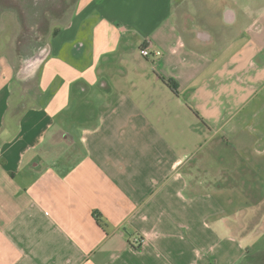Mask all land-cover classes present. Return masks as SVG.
Segmentation results:
<instances>
[{
  "label": "crops",
  "instance_id": "crops-1",
  "mask_svg": "<svg viewBox=\"0 0 264 264\" xmlns=\"http://www.w3.org/2000/svg\"><path fill=\"white\" fill-rule=\"evenodd\" d=\"M232 1L77 0L26 67L0 36V264L259 263L229 204L264 0Z\"/></svg>",
  "mask_w": 264,
  "mask_h": 264
},
{
  "label": "rangeland",
  "instance_id": "rangeland-1",
  "mask_svg": "<svg viewBox=\"0 0 264 264\" xmlns=\"http://www.w3.org/2000/svg\"><path fill=\"white\" fill-rule=\"evenodd\" d=\"M76 1L44 0L34 12L31 0H0V36L5 37L4 50L17 67H26L39 60L49 35L73 15ZM216 2L219 14L224 13L223 7L226 5L234 10L232 0L227 1L228 4H223V0ZM205 6H200L202 13L205 12ZM255 108L263 109L264 105ZM259 119L260 117L252 126L247 124L240 134L234 136L236 149H231L235 156L240 152L244 153V162L240 166L244 180L231 182L230 187L234 195L229 208H239V214L251 224H254L257 215L264 219V117L262 123H259ZM222 136L223 134L220 139ZM229 137L232 138L231 135ZM243 144L248 148L240 149ZM242 188H245L244 195L242 191L238 192ZM246 241L251 254L258 253V264H264V220L258 226H252Z\"/></svg>",
  "mask_w": 264,
  "mask_h": 264
},
{
  "label": "built area",
  "instance_id": "built-area-1",
  "mask_svg": "<svg viewBox=\"0 0 264 264\" xmlns=\"http://www.w3.org/2000/svg\"><path fill=\"white\" fill-rule=\"evenodd\" d=\"M141 53H142V55L143 56H149L150 55V50H149V48H147V47H143V48H141ZM141 238L139 237V236H136L135 238H134V244H136V245H138V244H140L141 243Z\"/></svg>",
  "mask_w": 264,
  "mask_h": 264
},
{
  "label": "flooded vegetation",
  "instance_id": "flooded-vegetation-1",
  "mask_svg": "<svg viewBox=\"0 0 264 264\" xmlns=\"http://www.w3.org/2000/svg\"><path fill=\"white\" fill-rule=\"evenodd\" d=\"M31 1H32V4L34 5V7L32 8V11H34L33 9H35L34 12H36L38 6H39V5L42 3V1H44V0H31ZM50 1H52V0H50ZM59 1H60V0H59ZM61 2H62V0H61Z\"/></svg>",
  "mask_w": 264,
  "mask_h": 264
},
{
  "label": "trees",
  "instance_id": "trees-1",
  "mask_svg": "<svg viewBox=\"0 0 264 264\" xmlns=\"http://www.w3.org/2000/svg\"><path fill=\"white\" fill-rule=\"evenodd\" d=\"M164 81L175 91V92H178L177 90V85L172 81V80H169V79H164Z\"/></svg>",
  "mask_w": 264,
  "mask_h": 264
},
{
  "label": "water",
  "instance_id": "water-1",
  "mask_svg": "<svg viewBox=\"0 0 264 264\" xmlns=\"http://www.w3.org/2000/svg\"><path fill=\"white\" fill-rule=\"evenodd\" d=\"M234 10L233 9H228V10H226V14H228V21H231L232 20V18L230 17L231 15H233L234 16Z\"/></svg>",
  "mask_w": 264,
  "mask_h": 264
}]
</instances>
